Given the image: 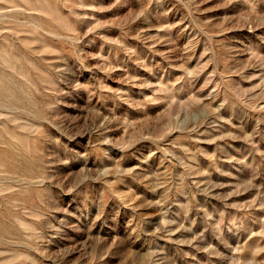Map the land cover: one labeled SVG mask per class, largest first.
I'll list each match as a JSON object with an SVG mask.
<instances>
[{
	"label": "rangeland",
	"instance_id": "374dc122",
	"mask_svg": "<svg viewBox=\"0 0 264 264\" xmlns=\"http://www.w3.org/2000/svg\"><path fill=\"white\" fill-rule=\"evenodd\" d=\"M0 264H264V0H0Z\"/></svg>",
	"mask_w": 264,
	"mask_h": 264
}]
</instances>
